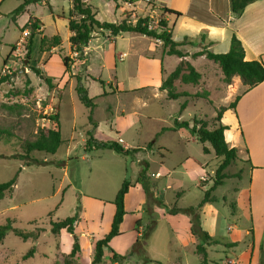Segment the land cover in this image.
Segmentation results:
<instances>
[{
    "label": "rangeland",
    "instance_id": "rangeland-1",
    "mask_svg": "<svg viewBox=\"0 0 264 264\" xmlns=\"http://www.w3.org/2000/svg\"><path fill=\"white\" fill-rule=\"evenodd\" d=\"M25 1L0 0V184L9 181L17 174L12 194L0 199V225L9 218L13 220V227L20 230L33 231L40 228L37 245L39 253L33 258L30 256L23 259L33 246L32 242H24L9 233L0 242V264H64V259L71 250L72 237L67 232H62L58 236L52 235L49 223L71 216L76 207L80 211L81 195L86 196L82 201L87 217L86 227L94 234H100L104 228V219L101 224L99 219L102 215L103 218L105 217L107 207L103 208V203L98 200L113 201L124 179L129 182H133L135 177L137 179L136 169L145 168L143 162L149 163V172H154L159 167L157 163L161 145L173 150L171 157L167 159V164L172 165L178 172L184 171V168L176 164L182 157L180 153L175 152L179 150L176 134L171 133L168 128L178 116L183 99L175 101L166 97L153 98L145 91H140L139 94L127 93L128 89L139 83L156 81L152 62L147 63L144 59L137 61V55L140 53L146 57L152 55V51L155 50L153 40L136 33H124L122 38L110 37L112 41L99 36L98 41L92 42L96 50L90 51L85 57L76 56L70 52L65 40L70 9L68 0H44L45 3L40 1L27 4L23 7V12L13 21L12 12ZM94 1L96 0H88L86 3L92 4ZM101 1L103 11L97 14V19L100 21L119 23L126 19L134 23L138 18H147L151 28H155L162 19L158 10L160 7L148 2L141 4L142 10L134 2L132 6L121 4L122 10H116L112 0ZM155 1L163 2L168 6L174 1L180 3L182 0ZM123 11L125 12L122 15ZM29 16L40 20L43 26L41 34L46 37L59 36L63 40L53 53L40 51L38 35L29 43L27 29L24 31L21 29ZM167 23L170 28V21ZM182 31L176 27L173 35L181 38ZM217 50L219 51V48ZM64 57L71 58L69 72L63 67L61 60ZM24 60H27L26 64ZM209 65L214 67L212 63ZM22 67H25V73L19 72ZM74 75L81 77V85L86 89L87 96L94 98L95 106L91 118L98 126L97 140L114 141L111 139H115L116 142L118 137L114 133L116 125L121 131L120 138L124 143L131 148L139 149L136 154L122 156L110 150H92L84 154L82 140L85 138V132L90 129L88 123L90 109L79 101L72 87V82L76 84ZM46 79L49 80L48 83ZM223 86L216 82L214 91H211V94L204 98L205 100L194 103V107L182 111V119L189 120L191 114H196L197 118H206L210 121L209 126L212 127L211 120L215 114L212 107L217 109L228 101L225 98L219 100L223 97L220 96ZM209 99L214 102L212 107L206 104ZM58 108L62 145L54 155L44 152L30 153L29 159L37 161L38 164L22 166V163L27 161L19 157L25 154L22 149L24 142L33 140L40 131L54 129L55 121L52 118L58 113ZM50 109H53L52 114ZM121 111H124L122 118L119 114ZM135 112L138 116L133 115ZM148 144H152L154 153L148 152ZM190 146L193 155L197 152L202 154L200 144L191 143ZM205 146L209 148L210 145L206 143ZM67 147L71 153L72 148L74 149L76 159L72 160L71 155V159L66 161L64 152ZM83 154L85 156L82 159ZM203 157L208 162L207 171L212 170L211 175L208 174L212 179L220 159L213 153ZM190 165L188 170L192 169ZM192 166L194 167L193 164ZM237 168L239 163L235 161L226 172L238 173ZM182 176L186 177L181 173L171 174L168 179L170 188L161 192V199L172 208L177 204L175 192L179 183L177 184L176 180ZM188 176L194 177L191 174ZM238 177L226 181L225 185L216 192L215 196L219 203L217 207L222 213L217 229L226 230L228 226L232 229H242L249 225L245 212L235 211L234 205L224 203L222 199L224 196L227 197V201L230 199L232 187L236 189L247 185L249 178L246 172L241 180L238 181ZM149 181L151 184L157 183L159 190L164 187V183L166 184V181L163 183ZM199 190L200 188H194L175 207L193 203L198 194H202ZM146 218L145 214L143 220ZM156 218V227L148 236L145 246V256L152 261L147 264H229L227 259L225 260V254L210 247L211 243L206 244L208 252L205 262H202L201 255L194 253L195 245L191 248L192 246L187 243L189 246L186 247L185 237L170 232L167 222L161 216L156 215ZM84 227L85 224L82 223L77 230L81 231L80 229ZM128 231L129 229L126 230L124 237L117 240L116 249H124L125 246L130 245ZM220 231L224 233L223 230ZM225 236L227 239V235ZM261 240H264V236ZM245 241H249V238ZM83 248L80 259H77L79 261L74 264L91 263L92 255L88 259L86 245ZM242 250L243 247L240 246L237 253ZM261 253L259 247L251 264H264V255ZM231 255L227 254L228 259H231ZM100 264L111 263L103 258ZM123 264H145V262L142 258L132 255Z\"/></svg>",
    "mask_w": 264,
    "mask_h": 264
},
{
    "label": "crops",
    "instance_id": "crops-1",
    "mask_svg": "<svg viewBox=\"0 0 264 264\" xmlns=\"http://www.w3.org/2000/svg\"><path fill=\"white\" fill-rule=\"evenodd\" d=\"M48 1V0H45ZM44 0L41 3H45ZM88 1V0H86ZM85 1V2H86ZM113 2V1H112ZM148 2L151 5H156L159 7H166L168 9L174 11H180L181 13H185L190 5H194L195 9H202L204 5H206L207 10L212 14L216 15L220 18L223 23L221 25H210L204 22H201L194 17H187L183 19L182 16L179 19H172L167 18L170 21V33L171 38L173 41L177 43H182V46L178 47L180 51L185 55L183 58H177L174 55H167L163 52L162 43L160 40H153V44L155 46V50L152 51V55H148L147 57L144 56L143 53L137 55V61L144 59L147 63L152 62L154 73L156 74V78L154 82H143L139 83L136 86L131 87V89L127 90V93L130 94H139L140 91H145L150 94L153 98L155 97H166V92L159 89L161 80L165 78L174 68L178 65L179 62L186 61L188 62L196 72L200 74L199 83L195 86L192 85H183L178 87L177 90L179 92H187L190 94H201L203 91L207 92V96L211 94V91H214L216 87V82L221 83L222 74L220 69L216 64L207 60L204 56H197L192 57L193 54L201 52L203 50H207L211 53H225L229 50L231 38L234 36L237 38L244 50V60L251 61L257 60L264 65V0H256L250 4H248L242 13L239 16H234L230 11V4L229 0H182L180 3L172 2L171 5L161 3L155 0H138L135 1L134 4L142 10L143 3ZM69 3V8L70 2ZM103 2L101 0H96L92 4H88L91 7L95 18L97 19L98 12L103 11ZM114 3V2H113ZM115 4V3H114ZM121 1H118L114 8L116 10H120ZM141 5V6H140ZM132 6V4H131ZM137 9V8H136ZM122 10V9H121ZM125 11L122 12V15ZM30 17V16H29ZM28 17V18H29ZM34 17V16H33ZM124 17V16H123ZM28 18L24 24L27 23ZM36 18V17H35ZM38 19V18H37ZM98 20V19H97ZM40 21V20H39ZM100 21V20H98ZM100 22H107V21H100ZM113 23V22H112ZM177 27L178 30H183V35L180 38H176L173 35L175 28ZM43 26L40 22L39 31H42ZM68 28V27H67ZM124 33L118 36H111L108 31H96L92 34V38L88 41L87 46L83 48V56H87L90 51L96 50L95 46H92L93 41H98L99 36H102L108 41H112L110 37L113 38H122ZM40 36H44L41 34ZM71 36L70 31L68 30L66 35V42L68 48L70 47L68 39ZM142 37L148 38L146 36L141 35ZM46 37V36H45ZM52 37V36H51ZM50 38V37H49ZM60 38V37H59ZM61 44L63 40L60 38ZM150 40V38H149ZM58 47V46H57ZM57 47L51 48L49 53H53ZM161 48V49H160ZM219 48V51L217 50ZM70 49V48H69ZM157 50V52H155ZM124 56V53H122ZM121 58V57H120ZM151 58V59H150ZM85 63V60H84ZM209 63H212L214 67L210 66ZM203 67V69H201ZM207 70V71H206ZM75 83V82H74ZM224 85V84H223ZM72 87L74 89L75 84L72 82ZM218 97L219 100L222 98L228 99L224 105L220 107H227L235 97L239 96L235 104L234 109L227 108L220 118V124L226 126V129L223 133L224 139L229 147L235 148L237 150V159L236 161L239 163V168H237V172L235 174H229V176L239 177L237 180H241L242 177L248 175V183L245 187H239L234 189L231 188L230 199L227 201L226 196L222 197L224 203H229L231 206H235V211L241 210L245 212L246 218L249 221V225L242 229H232L231 226H228L226 230L224 229H217L219 217L221 216V212L218 209L217 205L218 198L216 192L219 188L223 187L229 179H233L234 177L226 178L223 183L216 187L212 192V196L215 198L214 202L205 203L200 211V226L202 230H204L208 236H210L211 240L216 243H212L210 247L216 248L222 253L225 254V260L229 264H251L253 262V256L257 254L259 247L262 246L264 248V240H261L262 236H264V81L259 83L258 85L246 90V86L242 85L239 77L235 76L232 78L231 83L229 85H224L223 90ZM167 99V98H166ZM178 99H183L187 101L186 107L182 110L185 111L189 107H194L195 104L199 103V101L205 100L202 97H179ZM176 99V100H178ZM175 100V101H176ZM182 102V103H183ZM195 103V104H194ZM209 106H213L214 102L212 99L207 100ZM205 104V105H206ZM207 105V106H208ZM95 106V104H94ZM219 107V108H220ZM214 113L217 109L212 107ZM93 109V108H92ZM108 108L106 107V110ZM182 111H179L178 116L175 118L178 122L185 121L189 123L191 126V119L196 114H191L189 120L182 119ZM119 114L120 117H124V111H121ZM136 114V115H135ZM134 116H138L135 112ZM58 116V124H59V108L58 113L55 114ZM215 116V114H214ZM174 121V120H173ZM56 124V123H55ZM54 124V126H55ZM173 126L170 125L168 128L170 129L171 133L176 134V140L179 150L175 151L182 155L179 162L176 163L180 166V168H184V171L178 172L175 170L174 167L167 164L168 157L172 155V149H168L165 145H161V149H159V167L154 172H149V163H147L148 169L146 171V175L148 176L149 180L151 181H166L164 183V187H161V191L158 189L157 183H152L153 191L156 197L162 202L163 206H152V211L158 217L161 216L166 222L169 227V231L172 232L176 236L185 237V246L190 244L193 248L194 245L197 244V240L191 235L190 233V220L189 217L183 213H175L169 214L168 209L172 208L171 206L166 205L162 198V193L164 190L170 188L168 179L172 175H186L185 178L180 177L177 181L179 186L176 188V201L177 204L179 201H183L185 197H187L194 188H200V193L198 194L197 199H194V202L188 203L186 206H175L173 208L176 209H184L186 207L195 206L203 197V193L211 186V171L209 172L206 169L207 163L203 156H208L213 153L211 147L209 148L205 146V144H201L198 142L195 135H191L187 130H171ZM51 129V128H50ZM134 131V130H133ZM114 133L116 134L117 139L116 142L119 143L125 149H138V148H131L127 143L120 138L121 131L119 127L115 125ZM86 134V132H85ZM94 138L98 139V126L94 130L93 133ZM85 138L82 140V151L83 145L85 143ZM114 140L115 139H111ZM63 142V141H62ZM191 143H198L202 147H206L209 151L208 154H200L197 152L193 155L190 152ZM62 145V144H61ZM149 153H154V149L152 144L150 147L147 148ZM84 152V151H83ZM56 153V152H55ZM54 153V154H55ZM86 152H84L85 154ZM53 154V155H54ZM82 155V159L85 155ZM214 154V153H213ZM76 159V155L74 153V149L72 148V153L70 149L67 147L64 152V158L66 161L71 159ZM154 162H156L154 160ZM191 163V165H190ZM194 165V167L192 166ZM191 166V170H188V166ZM186 167V169H185ZM136 173L138 174L141 169H136ZM194 175V177H189L188 175ZM207 174L208 179L203 180V175ZM210 174V175H208ZM190 180V183L188 181ZM186 183V184H185ZM131 187L129 188L128 192L124 196V210L126 214L123 217L122 223L119 226L120 236L113 238L109 243L108 247L113 250L115 253L119 255H127L135 242L136 238L140 236V233L144 230L145 226L148 224V217L143 220L145 217L144 207L146 204V195L139 183H137V179L133 182H130ZM15 188V187H14ZM163 191V192H162ZM162 192V193H161ZM86 196L81 195L79 197V204H80V211H78V220L74 224V233L78 238L80 252L77 254V259H80V255L84 250L83 246L86 245L87 248V258L90 259V256L93 254V249L95 242L101 238H103L110 229V224L112 222V218L115 212V207L112 204V201H100L103 203V208L107 207V212L105 217L99 219V224L102 223L104 228L100 232V234H94L93 232L89 231L86 227V211L84 206L82 205V201H84ZM235 198V200H234ZM96 199V198H95ZM239 206V208H237ZM234 211V208H232ZM236 213V212H233ZM140 220L141 225L138 226V231L135 230V223L136 221ZM157 220V219H156ZM82 223L85 224V227L78 231V226L81 227ZM157 224V222H156ZM128 226V227H126ZM236 225H234L235 228ZM129 229V242L130 245L124 247V249H120V251L116 249L117 240L124 237L127 233L126 230ZM220 230H223L222 233ZM227 234H226V232ZM62 232H66L65 230H61L59 235ZM79 232V233H78ZM78 234V235H77ZM249 234V235H248ZM70 235V234H69ZM227 235V239L226 236ZM249 238V241H245ZM26 241H31L33 246L31 248L34 249V252L30 258H33L39 251L37 250V245L39 241V236L33 240L28 239ZM24 241V242H26ZM245 241V242H244ZM244 242V243H243ZM188 243V244H187ZM230 243H237L236 246L227 247V244ZM35 244V246H34ZM129 246V247H128ZM189 246V245H188ZM186 246V247H188ZM207 245H204L206 255L208 252ZM242 246L243 250L240 253H237V249ZM104 251H107V248H104ZM232 254L231 259H228L227 254ZM67 254V253H66ZM200 256V255H199ZM108 261V258H105ZM234 259H236L234 262ZM79 261V260H77ZM109 262V261H108ZM234 262V263H233ZM224 263V262H223ZM117 264V263H111Z\"/></svg>",
    "mask_w": 264,
    "mask_h": 264
},
{
    "label": "trees",
    "instance_id": "trees-1",
    "mask_svg": "<svg viewBox=\"0 0 264 264\" xmlns=\"http://www.w3.org/2000/svg\"><path fill=\"white\" fill-rule=\"evenodd\" d=\"M42 0H26L22 5L17 7L12 12L13 21L15 18L23 12V7L27 4L37 3ZM86 0H69L70 9L68 12V30L71 36L68 39L70 45V52L76 56H83V48L87 46L88 41L92 38V34L96 31H108L111 36H118L122 33H136L139 35L146 36L150 39L160 40L163 52L167 55H174L177 58H183L185 55L178 49L182 46V43H177L172 40L170 28H168L167 18L174 20L181 18L182 16L194 17L195 19L210 25H221L223 21L216 15L212 14L207 10L206 5L202 9H195L194 5H190L185 13L180 11H174L166 7H160L158 10L161 12L162 19L158 22L155 28H148L147 18H138L134 23H130L126 19H123L119 23L111 22H100L95 18L91 7L86 4ZM115 4L118 1L123 3L132 4L138 0H112ZM256 0H229L230 11L234 16H239L244 8ZM40 21L39 19L30 16L26 24L21 28L22 31L27 29L29 43L32 41L34 36H40L39 31ZM39 48L42 52H49L51 48L60 45L61 40L59 36L45 37L40 36L38 38ZM45 46V47H44ZM29 52V50H28ZM28 57V54L26 55ZM204 56L207 60L213 62L218 66L222 74L221 82L224 85H229L233 77H239L242 85L246 86V90L258 85L264 81V65L260 61L244 60V50L240 41L234 36L231 38L229 50L226 53L214 54L207 50L195 53L192 57ZM62 64L65 71L69 72V65L71 58H62ZM75 87L74 91L79 101L88 109H90V115L88 117L90 129L86 131V139L83 145L84 152H90L92 150H110L117 155L132 156L136 154L139 149H125L119 143L115 141H99L94 138L93 133L97 127V124L92 121L91 113L94 107V98L87 96L86 89L81 85V77L74 75ZM200 74L186 61L179 62L178 65L171 71L165 78L161 80L159 89L166 92V98L169 100H176L179 97H207V92L203 91L201 94H190L187 92H179L178 87L183 85L195 86L199 83ZM99 81V80H96ZM48 83L49 80L46 79ZM100 82V81H99ZM102 84V82H100ZM239 96L225 108L220 107L215 111V116L211 120L213 124L210 127V121L197 118L194 116L191 119V126L188 122H178L176 119L173 121L171 130H187L191 135H195L198 142L201 144L209 143L216 158L220 159L215 171L214 176L211 179V186L203 193V197L195 206L186 207L184 209L170 208L168 209L169 214L183 213L189 217L190 220V233L197 240V244L194 247V253L201 255L202 262H205L206 251L204 245L216 243L213 242L208 234L202 230L200 226V211L205 203H211L215 201V198L211 195L214 189L220 186L226 178L234 177L229 176L226 169L231 166L237 159V150L228 146L224 139V131L228 129L226 126L220 124V118L222 113L227 109H234L235 104ZM187 101L180 104L179 111H182L186 107ZM55 121L54 129H47L46 131H40L37 136L31 140L26 141L23 144L24 155L19 156L21 160H27L22 163V166H30L32 164H38L35 160H30L28 155L32 152H44L47 154H54L63 143L61 140L58 124V116L55 115L52 118ZM147 147H150L148 144ZM202 152L208 154L209 151L206 147H202ZM145 168H142L137 177V183H139L146 195V204L144 212L148 217V224L144 230L140 233L133 243L129 253L127 255H119L108 247V243L115 237L120 236L119 226L122 223L123 217L126 214L124 210V196L131 187L130 182L124 179L118 192L115 195L112 204L115 207V212L110 224L108 233L101 239L97 240L94 245L92 259L90 264H100L103 258H108L110 263L123 264L130 256L135 255L145 262V264L152 262L145 256V246L148 236L156 227L157 218L155 213L152 211V206H163L162 202L156 197L153 191V186L146 175L147 164L143 162ZM238 176V175H235ZM17 174L14 175L9 181L0 184V199L4 196H10L16 185ZM78 207L75 208L74 213L66 217L63 220L51 221L50 233L54 236H58L61 230H65L72 237V246L67 257L64 259V264H74L77 261V254L80 252V246L78 238L74 233V224L78 220ZM141 225V221L138 220L135 223V230L138 231V226ZM40 228H36L33 231L20 230L13 227V220L7 218L3 224L0 225V242L8 235L12 233L22 241L28 239L35 240ZM237 243L227 244V247L236 246ZM104 248H107L109 253L106 254ZM261 254L264 255V249L260 246ZM34 249L31 248L23 259L32 256Z\"/></svg>",
    "mask_w": 264,
    "mask_h": 264
},
{
    "label": "built area",
    "instance_id": "built-area-1",
    "mask_svg": "<svg viewBox=\"0 0 264 264\" xmlns=\"http://www.w3.org/2000/svg\"><path fill=\"white\" fill-rule=\"evenodd\" d=\"M148 28H151L150 25H148ZM24 35H26V32H24ZM50 113L52 114L53 113V109H50ZM204 181L208 179V176L207 175H203V178H202Z\"/></svg>",
    "mask_w": 264,
    "mask_h": 264
},
{
    "label": "water",
    "instance_id": "water-1",
    "mask_svg": "<svg viewBox=\"0 0 264 264\" xmlns=\"http://www.w3.org/2000/svg\"><path fill=\"white\" fill-rule=\"evenodd\" d=\"M27 63V60H24V64ZM20 73H25V67H22L19 71Z\"/></svg>",
    "mask_w": 264,
    "mask_h": 264
}]
</instances>
